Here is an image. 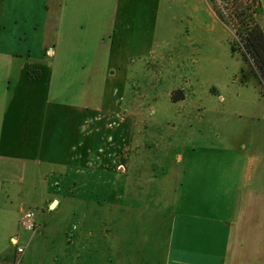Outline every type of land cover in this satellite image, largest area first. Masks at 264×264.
<instances>
[{
    "label": "crops",
    "instance_id": "obj_1",
    "mask_svg": "<svg viewBox=\"0 0 264 264\" xmlns=\"http://www.w3.org/2000/svg\"><path fill=\"white\" fill-rule=\"evenodd\" d=\"M155 6L0 0V264H264L260 81L257 112L216 118V162L174 144L150 147L162 161L137 159L127 74L155 30L142 9ZM125 151L130 171L115 172ZM27 210L37 232L19 225Z\"/></svg>",
    "mask_w": 264,
    "mask_h": 264
},
{
    "label": "rangeland",
    "instance_id": "obj_2",
    "mask_svg": "<svg viewBox=\"0 0 264 264\" xmlns=\"http://www.w3.org/2000/svg\"><path fill=\"white\" fill-rule=\"evenodd\" d=\"M259 1L257 22L262 27L264 0ZM222 6L218 0L216 7L212 0H156L154 9H142V16L150 12L155 30L142 55L135 57L137 71L127 74L130 103L124 112L130 116L135 112L139 118L135 138L146 152L137 159L145 164L162 161V153L147 152L168 144L195 149L190 161L216 162V118L243 122L248 113L257 112L252 106L257 103L254 86L260 81L264 89V81L244 50L237 33L240 25L227 18L229 11ZM36 77V72H30L31 79ZM123 128L127 150L132 117L124 119ZM129 156L125 151L114 159L125 165L115 172L127 173Z\"/></svg>",
    "mask_w": 264,
    "mask_h": 264
},
{
    "label": "trees",
    "instance_id": "obj_3",
    "mask_svg": "<svg viewBox=\"0 0 264 264\" xmlns=\"http://www.w3.org/2000/svg\"><path fill=\"white\" fill-rule=\"evenodd\" d=\"M214 1L216 7V0ZM223 9L229 11L227 18L240 25L238 35L242 38L246 54L264 81V30L257 22L261 10L259 0H218Z\"/></svg>",
    "mask_w": 264,
    "mask_h": 264
},
{
    "label": "built area",
    "instance_id": "obj_4",
    "mask_svg": "<svg viewBox=\"0 0 264 264\" xmlns=\"http://www.w3.org/2000/svg\"><path fill=\"white\" fill-rule=\"evenodd\" d=\"M20 227L28 232H37L40 228V225L35 220V216L33 212L24 211L19 218ZM16 253H23V247L16 246Z\"/></svg>",
    "mask_w": 264,
    "mask_h": 264
}]
</instances>
